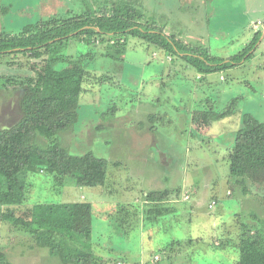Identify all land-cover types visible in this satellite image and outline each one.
Returning <instances> with one entry per match:
<instances>
[{
  "label": "rangeland",
  "instance_id": "rangeland-1",
  "mask_svg": "<svg viewBox=\"0 0 264 264\" xmlns=\"http://www.w3.org/2000/svg\"><path fill=\"white\" fill-rule=\"evenodd\" d=\"M123 2L140 9L142 23L158 30L148 33L152 43L132 29L133 36L124 37L127 44L117 48L108 37L96 46L77 38L55 46L59 55L86 53L92 76L78 123L59 134L71 173L61 186L51 174H34L27 200L13 209L90 203L95 264H238L242 225L255 230L264 221L260 189L245 192L230 180L229 161L242 116L264 122V0H0V31L16 35L54 15ZM257 31L262 35L249 50ZM164 35L191 48H208L215 58L231 60L249 52L235 66L200 74L162 48ZM0 59L14 62L0 61L1 77L9 75L19 84L34 75V61L23 54ZM2 84L0 130L21 116L20 94ZM235 99V115L213 122L210 112H224ZM151 114L164 115L163 122L153 123ZM38 142L43 148L49 144L41 136ZM87 153L107 161L104 187L78 184ZM148 193H167L163 206L170 210L160 211L166 213L163 218L147 214ZM30 244L28 235L0 224V252L12 264H62L48 249H29Z\"/></svg>",
  "mask_w": 264,
  "mask_h": 264
},
{
  "label": "trees",
  "instance_id": "trees-1",
  "mask_svg": "<svg viewBox=\"0 0 264 264\" xmlns=\"http://www.w3.org/2000/svg\"><path fill=\"white\" fill-rule=\"evenodd\" d=\"M5 10L1 8L2 14H6ZM143 18L141 10L128 2L112 3V6L104 5L98 9L87 5L82 14L54 15L45 21L24 26L16 35L0 31V58L23 54L34 61L31 66L34 75L19 84L9 75L0 76L4 90L13 88L11 90L20 94L21 114L11 127L0 130V224L9 223L12 228L28 235L31 240L29 249H48V253L58 257L62 264H95L90 244L92 205L75 202L38 204L23 212L13 209L27 200L33 187L31 180L34 174H51L61 186L71 173L70 154L62 146L59 134L71 130L78 123L80 100L91 75L85 66L86 53L68 57L59 55L54 48L76 38L87 46H96L106 42V37L109 38L108 44L117 48L123 43L127 44L124 37L133 36L130 32L132 29L140 30L144 33L143 38L149 40L148 33L152 35L158 30L147 25L149 22L144 25ZM159 32L164 34L161 30ZM261 35V32H256L249 50ZM165 39L166 47L162 48L179 55L200 74L235 66L236 59L245 57L249 52L245 49L235 59L225 60L213 57L208 48H191L174 36H165ZM119 51L122 52V49ZM0 61L7 62L8 66L14 64L7 59ZM60 64L65 67L57 68ZM98 77L100 82L105 80ZM238 100H233L222 113L211 111L212 121L234 116ZM149 118L153 123L163 122L164 115L151 114ZM242 124L229 156L230 180L243 186L245 192L259 188L264 205V122L245 114ZM38 136L49 140L46 148L39 144ZM84 160L78 184L90 188L104 187L107 161L92 153L85 154ZM166 195L162 197L148 193L144 206L145 209L149 208L147 214L151 211L156 219L163 218L162 215L166 213L160 211L170 210L163 206ZM144 213L146 215V210ZM262 223L263 227L255 230L242 225L238 264H264V221ZM0 264H12L4 252H0Z\"/></svg>",
  "mask_w": 264,
  "mask_h": 264
},
{
  "label": "built area",
  "instance_id": "built-area-1",
  "mask_svg": "<svg viewBox=\"0 0 264 264\" xmlns=\"http://www.w3.org/2000/svg\"><path fill=\"white\" fill-rule=\"evenodd\" d=\"M258 25H261V23L259 22ZM214 205H215V203H213L212 205H210V208H213Z\"/></svg>",
  "mask_w": 264,
  "mask_h": 264
},
{
  "label": "water",
  "instance_id": "water-1",
  "mask_svg": "<svg viewBox=\"0 0 264 264\" xmlns=\"http://www.w3.org/2000/svg\"><path fill=\"white\" fill-rule=\"evenodd\" d=\"M263 29H264V27H263ZM263 29H262V33H263V35H262V39L264 38V32H263Z\"/></svg>",
  "mask_w": 264,
  "mask_h": 264
},
{
  "label": "crops",
  "instance_id": "crops-1",
  "mask_svg": "<svg viewBox=\"0 0 264 264\" xmlns=\"http://www.w3.org/2000/svg\"><path fill=\"white\" fill-rule=\"evenodd\" d=\"M263 27H264V25H263ZM83 197V196H82ZM73 203V202H72Z\"/></svg>",
  "mask_w": 264,
  "mask_h": 264
}]
</instances>
